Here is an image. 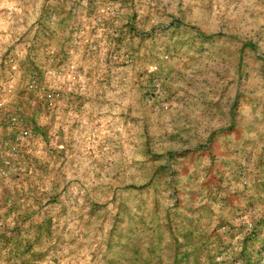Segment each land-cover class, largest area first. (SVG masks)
Returning a JSON list of instances; mask_svg holds the SVG:
<instances>
[{"label":"rangeland","instance_id":"rangeland-1","mask_svg":"<svg viewBox=\"0 0 264 264\" xmlns=\"http://www.w3.org/2000/svg\"><path fill=\"white\" fill-rule=\"evenodd\" d=\"M0 264H264V0H0Z\"/></svg>","mask_w":264,"mask_h":264}]
</instances>
